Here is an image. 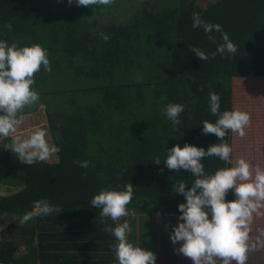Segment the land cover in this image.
<instances>
[{
    "label": "trees",
    "instance_id": "1",
    "mask_svg": "<svg viewBox=\"0 0 264 264\" xmlns=\"http://www.w3.org/2000/svg\"><path fill=\"white\" fill-rule=\"evenodd\" d=\"M125 1L131 0L87 7L67 0H0V39L39 43L48 51L52 70L41 67L33 75L31 87L40 86L39 99L19 115L45 106L52 143L60 149L56 163L26 165L9 149L13 136L2 139L0 184L19 190L0 196V218H21L42 198L61 210L21 224L28 236L22 244L3 238L0 264H116V241L105 231V225H115L107 217L101 222L90 199L101 188L125 183L133 185V196L129 215L117 223L129 221V241L152 250L156 264H192L174 251L179 242L174 246L169 233L179 215L177 204L184 200L172 185L181 180L191 184L193 177L163 165L166 149L185 142L205 150L212 143L230 144L229 163L215 156L203 159L207 173L246 160L238 150L237 133L228 130L220 140L203 134L200 126L216 119L208 109L209 92L219 94L221 111H245L249 122L255 113L264 115V0H219L205 8L176 0L171 9H159L166 4L159 1L153 10L119 24L100 20L105 8L122 10ZM194 12L205 22L219 23L236 44V53H215L223 42L221 33H211L215 40H210L202 28H193ZM189 46L206 52L208 59L196 58ZM46 83L65 89L44 91ZM83 83L93 86L75 89ZM92 92L99 97L91 106ZM53 94H66L73 105L54 112L44 98ZM169 102L185 105L177 129L163 114ZM157 157L160 164L154 162ZM84 160L86 168L79 165ZM232 198L229 190L226 199ZM142 207L160 216V229L151 231L149 221L139 220Z\"/></svg>",
    "mask_w": 264,
    "mask_h": 264
},
{
    "label": "clouds",
    "instance_id": "2",
    "mask_svg": "<svg viewBox=\"0 0 264 264\" xmlns=\"http://www.w3.org/2000/svg\"><path fill=\"white\" fill-rule=\"evenodd\" d=\"M112 2L67 0L69 5L75 3L87 7L110 5ZM192 27L202 28L204 33L209 34L210 40H215L211 33H221L223 42L217 44L215 53H236V44L223 32L219 23L205 22L199 13L194 12ZM103 39L107 40L108 36L104 35ZM188 48L199 60L208 59V54L200 48ZM41 67L45 72L52 70L48 51L42 45H19L16 41L0 39V136L16 132L23 119L19 114L25 106L38 101L39 93L31 86L34 84V73ZM208 109L216 119L201 122L203 134H214L220 140L228 130L241 137L245 135V127L249 123L247 112L238 109L221 111L220 96L216 92L208 93ZM182 112H185V105L178 102H169L163 108V114L174 129L181 124ZM46 137L45 129L38 127L26 136H13L9 149L16 154L18 161L26 165L46 161L60 151L59 146L50 143ZM231 152L230 144L225 142L209 144L206 150L203 146L187 142L183 146L173 144L166 149L163 165L170 170H186L193 177L191 184L181 180L172 185L173 192L181 194L184 200L177 204L179 215L169 233V240L174 246L179 242L174 251L190 258L192 264H230L233 260L236 264H244L246 259L253 215H260L259 209L264 202V169L240 158L234 166L217 168L212 173L205 171L202 162L205 157L215 156L229 163ZM154 162L161 163L158 157ZM88 163L84 160L79 165L86 168ZM229 190L233 193L232 199H226ZM132 196L131 183L114 189L101 188L91 197L90 205L100 210L101 222L107 217L115 225H105V231L111 232L115 238L116 264H156V254L152 250L129 241L128 234L132 231L129 221L125 219L117 223L121 217L129 215L127 205ZM60 211L47 199H37L33 201L31 210L22 214L19 223Z\"/></svg>",
    "mask_w": 264,
    "mask_h": 264
},
{
    "label": "rangeland",
    "instance_id": "3",
    "mask_svg": "<svg viewBox=\"0 0 264 264\" xmlns=\"http://www.w3.org/2000/svg\"><path fill=\"white\" fill-rule=\"evenodd\" d=\"M159 1H162L163 3H166L165 5L159 6V9L162 8H173L175 6L176 0H131V1H125V7L122 10H119L116 8H105L101 13L100 20L102 22H113L116 24H119L121 22L127 21V18L134 17L137 14H141L145 10H153V6L156 4H159ZM219 0H186V5H188L190 2H195V4L201 8H205L206 6L213 4ZM157 9V10H159ZM155 10V9H154ZM135 81L134 79H132ZM144 81V79H141ZM146 81V80H145ZM93 85L87 86L85 83L79 84L75 89L84 88V87H92ZM40 86L32 87L35 90L39 88ZM44 91L50 90H57L65 89L63 86H54L53 83H46V85L43 86ZM139 88H136L138 90ZM98 92H92L88 95V104L93 105L98 100ZM46 99L45 101L49 103L52 107V110L54 112L56 111H65L67 109H70V107L73 105L71 100L67 99L66 94H53V96L48 97L47 95L44 96ZM251 97H248V99ZM70 103H69V102ZM35 104V103H34ZM33 105L25 106L23 110H26L30 107H33ZM22 110V111H23ZM46 112L45 110H42L41 117L43 116L44 119H46ZM256 118L253 120V122H249L248 125L245 127V135L239 136V145L238 150L241 153L242 156L246 157V161L250 162L252 165H258L261 169H264V115H261L260 113H255ZM25 121H22L21 125L17 127L16 132L10 133L9 136H15V135H21L24 136L27 132V130H24ZM49 127L47 119L45 120V127ZM22 127V128H20ZM48 131V129H46ZM47 139L50 143H52L51 138H49L48 133ZM5 136H0V146L2 143V139ZM55 154V153H54ZM50 160V159H48ZM48 162V161H46ZM53 163V162H51ZM19 190V188H12L8 186H3L0 184V196L10 195L12 193H15ZM149 212L147 207H142L140 210V214L136 215L139 220H147L152 225H150L148 228L152 231V229L155 227V229L162 226L160 216L158 214H152L147 213ZM260 215H253V221L250 225V229L254 231V233H249V239L247 241L249 245V249L246 252V259L244 261V264H264V202H262V206L259 209ZM20 218L19 217H13V216H2L0 218V242L3 238H13L16 239L19 244H22L25 242V240L28 238V236L24 235L22 233V225L19 223ZM159 226H158V224ZM27 223L25 222V226ZM252 234V235H250ZM24 252V248L21 249ZM167 255V254H166ZM232 261L230 262V264Z\"/></svg>",
    "mask_w": 264,
    "mask_h": 264
},
{
    "label": "crops",
    "instance_id": "4",
    "mask_svg": "<svg viewBox=\"0 0 264 264\" xmlns=\"http://www.w3.org/2000/svg\"><path fill=\"white\" fill-rule=\"evenodd\" d=\"M42 110H45V106H40L39 109L34 112V113H29V114H24V115H21L23 117L22 121H25V125L24 126V130H27L28 133H26L24 136L28 135L31 131H33L35 128H43L45 129H48V131H46V133H48L49 135V138H51V134H50V129L49 127H45V120L47 119V115L46 116V119L43 118V116L41 117V112ZM46 112V111H45ZM48 121V119H47ZM21 125V124H20ZM22 128V127H20ZM52 140V139H51ZM48 161L49 163L53 162V163H56L58 162V156L57 154H52V156L50 157V160H46Z\"/></svg>",
    "mask_w": 264,
    "mask_h": 264
}]
</instances>
